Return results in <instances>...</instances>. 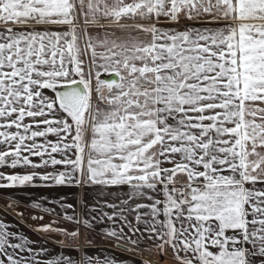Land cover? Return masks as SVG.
Returning <instances> with one entry per match:
<instances>
[{"label":"snow or ice","instance_id":"snow-or-ice-1","mask_svg":"<svg viewBox=\"0 0 264 264\" xmlns=\"http://www.w3.org/2000/svg\"><path fill=\"white\" fill-rule=\"evenodd\" d=\"M0 190V264H264V0H0Z\"/></svg>","mask_w":264,"mask_h":264},{"label":"crops","instance_id":"crops-1","mask_svg":"<svg viewBox=\"0 0 264 264\" xmlns=\"http://www.w3.org/2000/svg\"><path fill=\"white\" fill-rule=\"evenodd\" d=\"M0 191H4V190H0ZM26 191L31 194V197L34 200L36 198H39V197H50V196L55 197L58 194L57 190H55V189H47V188H43V187L28 188V189H26ZM60 194H64V193H60ZM67 194L71 195L70 193H67ZM2 203H3V201H0V204H2ZM33 214H36V213L33 212ZM45 218H48V217H45ZM9 220L13 221V218L10 216ZM33 223H36V222L34 221ZM33 238H35V237H33ZM51 246L55 247L54 244Z\"/></svg>","mask_w":264,"mask_h":264},{"label":"rangeland","instance_id":"rangeland-1","mask_svg":"<svg viewBox=\"0 0 264 264\" xmlns=\"http://www.w3.org/2000/svg\"><path fill=\"white\" fill-rule=\"evenodd\" d=\"M47 220H48V218H45V220H44V221H40L39 223H46V222H47Z\"/></svg>","mask_w":264,"mask_h":264}]
</instances>
